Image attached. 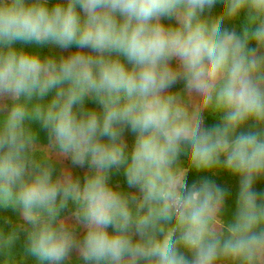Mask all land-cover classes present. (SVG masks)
<instances>
[{
    "label": "clouds",
    "instance_id": "1",
    "mask_svg": "<svg viewBox=\"0 0 264 264\" xmlns=\"http://www.w3.org/2000/svg\"><path fill=\"white\" fill-rule=\"evenodd\" d=\"M18 43L76 51L42 59ZM60 157L87 165L83 183L54 176ZM120 168L134 192L110 184ZM190 171L239 178L231 221L226 191L189 185ZM258 177L264 0H0V208L20 214L0 226V264H69L73 250L83 264H264Z\"/></svg>",
    "mask_w": 264,
    "mask_h": 264
},
{
    "label": "trees",
    "instance_id": "2",
    "mask_svg": "<svg viewBox=\"0 0 264 264\" xmlns=\"http://www.w3.org/2000/svg\"><path fill=\"white\" fill-rule=\"evenodd\" d=\"M53 2L54 0H49L50 5ZM212 11H215V8H213ZM16 46L17 47L23 46L25 50L38 54L42 59L47 57V45H37L35 43L28 44V45H21L18 43ZM250 46L255 47V44L253 43ZM71 50H76V49L71 48ZM182 85H183L182 83H178L177 85H175L174 89H177L181 87ZM54 95H55V90L50 91L47 94V96L44 97L43 101L41 102L44 104H47L48 102H50V100L53 98ZM86 106L89 108H95L98 111L97 108L99 105L95 103L94 101L89 100L87 101ZM219 122H220L219 117L215 115L207 114V113L205 114V126L206 127L213 126L215 124H218ZM249 125H251V122H249ZM32 127L38 132V141H44V142L48 141V136H47L46 131L39 125L38 122H34L32 124ZM244 130H248V126H246ZM110 176L112 177V179L109 180V182L113 187H119L128 192L135 191V189L128 188L127 183H126V178L124 176L123 168H120L119 170L113 169ZM203 179H208L216 183L217 185H219L221 188H223L226 191L227 196L225 200L224 211L222 214L223 218H225L224 214L226 212L228 213V211L236 209V202H237L238 190H239V178L232 176L225 171H219L215 175L211 173H196L194 171H190L187 177L189 185H191L193 182H199ZM253 189L259 193H264V177H258L255 180ZM71 210L72 209L70 206L69 209L64 211L63 215L66 216L70 214ZM6 219L11 221L13 224L19 223V220H13L10 218H6L5 216H0V226H4L6 230L10 227V225H6L4 223ZM232 219L233 218L229 216L226 219V221H231ZM83 232L84 230L81 232V235H80L81 237L83 235ZM24 241H25V235L23 232H21L20 239L14 245V251L17 254L23 251ZM26 264H36V261L34 258L29 257L28 260L26 261ZM69 264H73V263L69 262Z\"/></svg>",
    "mask_w": 264,
    "mask_h": 264
},
{
    "label": "rangeland",
    "instance_id": "3",
    "mask_svg": "<svg viewBox=\"0 0 264 264\" xmlns=\"http://www.w3.org/2000/svg\"><path fill=\"white\" fill-rule=\"evenodd\" d=\"M222 5L217 3L214 8H215V11H212V14H218L220 9H221ZM217 11V12H216ZM163 23L165 25L169 24V23H174V21H169L167 19H164L163 20ZM76 50H71V49H68V50H63V49H59L57 48L56 46L54 45H47V56L49 55H54L56 57H59L60 55H69L73 52H75ZM82 51L84 52H89L90 50L89 49H83ZM172 66L175 67L176 66V62L173 61L172 63ZM179 83H182L183 85L177 89H172V91H183L184 90V83L183 82H179ZM10 103V102H9ZM98 111H100V106H98ZM134 139H135V134L132 133L130 130H125L124 134H123V140L124 142L127 144L129 150L131 149V147L133 146V143H134ZM38 143L42 144V145H47L48 144V141L47 142H44V141H38ZM55 168H56V172H54V176L62 169V168H67L71 171L72 175L74 178L78 177L80 180H81V183H83V179H84V176L86 175V173L88 172V168H87V165H85L84 167H80V166H74L72 165L71 161L69 159H65L63 157H60L56 164H55ZM112 179V177L110 176V180ZM234 185V184H233ZM236 210V209H235ZM235 210H230L228 211V213L226 212L224 215H225V220L230 216V217H234V214H235ZM0 216H5L6 218H10V219H13V220H19V217H20V214H19V211L18 210H14L12 208H8V209H3V208H0ZM65 217H70V214L66 215ZM69 222L71 223V219H69ZM83 231V228H81L77 235L80 236L81 235V232ZM109 231L111 232L112 229L110 228ZM77 257H78V253L73 250L71 255H70V258H69V262L73 263V264H83L82 261H77Z\"/></svg>",
    "mask_w": 264,
    "mask_h": 264
}]
</instances>
